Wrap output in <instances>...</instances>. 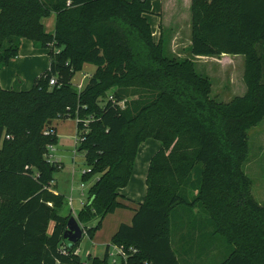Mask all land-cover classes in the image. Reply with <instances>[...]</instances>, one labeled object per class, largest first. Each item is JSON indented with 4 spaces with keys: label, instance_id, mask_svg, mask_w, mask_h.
<instances>
[{
    "label": "trees",
    "instance_id": "1",
    "mask_svg": "<svg viewBox=\"0 0 264 264\" xmlns=\"http://www.w3.org/2000/svg\"><path fill=\"white\" fill-rule=\"evenodd\" d=\"M154 1L0 0V70L23 38L51 58L31 89L0 84V264H110L108 250L84 259L80 241L64 238L72 213L52 189L62 162L49 159L57 136L45 134L64 116L84 130L83 180L98 174L77 214L91 239L107 214L127 206L120 190L152 138L162 147L145 199L111 242L137 249L128 263L199 264L196 247L212 241L224 248L211 264H264V205L243 169L249 130L264 120V0H192V55L245 58L247 91L229 102L212 96L194 58L166 54L162 33L155 40L146 17ZM52 13L48 33L43 19ZM86 63L96 71L77 89L72 78Z\"/></svg>",
    "mask_w": 264,
    "mask_h": 264
},
{
    "label": "rangeland",
    "instance_id": "2",
    "mask_svg": "<svg viewBox=\"0 0 264 264\" xmlns=\"http://www.w3.org/2000/svg\"><path fill=\"white\" fill-rule=\"evenodd\" d=\"M190 9L188 0H155L151 13H147L146 17L155 32V40H158L163 34L165 52L171 57L187 58L192 57L189 44V27H190ZM52 17V16H49ZM56 24V21H55ZM55 28V26H54ZM195 59V58H194ZM196 70L207 75L214 88L223 85L224 75L226 73V64H221L214 60L196 59ZM238 66V65H237ZM97 66L93 63H86L82 70L76 71L72 78L73 85L79 89V85L84 86L95 71ZM245 66L241 65L244 72ZM240 67L237 72L240 75ZM228 75V74H227ZM222 76V77H221ZM221 77V80H220ZM22 88V86L20 87ZM224 102V99H217ZM224 100V101H223ZM54 134L57 141L53 143L56 150L58 160L62 162V168L55 174L56 181L53 185L54 189L64 194L67 204L63 210V214L69 212V199L73 201V215H77L81 209L83 202L89 196V188L96 181L98 174L91 175L87 180H83V173L88 170L86 159V150H80L82 142L78 134H84L82 129L77 127V119L64 116L54 121ZM77 137L79 139H77ZM156 142L154 139H150ZM264 140V120L257 126L249 130L250 153L248 159L243 164V169L251 179V192L255 199L264 205V155L262 151ZM131 208L124 209L126 214L130 213ZM115 212V211H114ZM109 213L103 220L102 228L97 230L93 239L85 232L79 243L81 249L80 256L87 259L89 256H104L107 243L112 242L115 234V226L119 218L117 214ZM72 215V216H73ZM125 218V217H122ZM94 223V222H93ZM91 223V224H93ZM85 230V226H84ZM175 249L178 244H174ZM88 255V256H87Z\"/></svg>",
    "mask_w": 264,
    "mask_h": 264
},
{
    "label": "crops",
    "instance_id": "3",
    "mask_svg": "<svg viewBox=\"0 0 264 264\" xmlns=\"http://www.w3.org/2000/svg\"><path fill=\"white\" fill-rule=\"evenodd\" d=\"M189 1V9L191 13V4L192 0ZM50 16L45 17L43 19L45 29L48 33H54V26L56 21V14L52 13ZM191 21V15H190ZM189 44L191 45V35H192V25L190 23L189 27ZM155 36V32H154ZM50 49L47 48H37L34 43L27 39L23 38L20 46L19 55L12 59L10 64L0 70V84L5 89H11L16 87L17 81H20V87L23 90H29L32 88L35 79L40 76L43 72L50 68L51 58L49 55ZM196 59L202 60H214L218 61L221 64H226L225 67H228V71H226L224 77L223 85H218L217 89L214 88L212 83V96L216 99H224V102H229L233 100L237 96H243L246 91V83L244 81V72L241 69V65L245 66V58L243 55H235V54H222L217 56H201V55H193ZM240 67V75L237 72V67ZM228 74V75H227ZM222 77V76H221ZM220 77V80H221ZM212 82V81H211ZM262 122V121H261ZM260 122V123H261ZM259 123V124H260ZM258 124V125H259ZM152 139V138H151ZM156 140V139H154ZM162 147V142L156 140V142L151 141L150 139L142 142L138 149V154L135 160L134 170L132 177L126 187L120 190L121 194L125 197L123 198L124 203L127 206L119 207L115 210L113 214H117L119 219L118 223L115 226V232L119 228L122 223L131 224L134 216V207L137 206L139 202H142L145 199L147 193V174L148 168L151 161L152 156L160 150ZM262 151L264 152V140ZM56 154V153H55ZM264 155V153H263ZM57 156V154H56ZM58 157V156H57ZM55 181L52 184V189ZM56 193H60L59 190L54 189ZM83 203V200H82ZM69 212L73 215V201H69ZM131 208L129 214H126L124 209ZM77 217V215H75ZM125 217V218H122ZM108 244L106 245V251L108 249ZM201 247V245H200ZM224 246H220L216 242L209 241L206 247H196L197 259H200L199 264H211L214 263L215 259L219 260L222 256ZM203 252L202 255L198 256L199 252ZM88 256V255H87ZM99 256V255H97ZM199 261V260H198ZM198 263V262H197ZM196 261H190L188 264H197Z\"/></svg>",
    "mask_w": 264,
    "mask_h": 264
},
{
    "label": "built area",
    "instance_id": "4",
    "mask_svg": "<svg viewBox=\"0 0 264 264\" xmlns=\"http://www.w3.org/2000/svg\"><path fill=\"white\" fill-rule=\"evenodd\" d=\"M55 83H56V79L54 77H52L51 80H50V84L53 85ZM82 87H83L82 85H79V89H82ZM51 133H54L53 129L45 131V134H51ZM83 136H84V134H82V136H81V134H78V137H80V141H83ZM78 137H77V139H79ZM48 152H49L48 156H49L50 160H58V157L55 154L56 150H55L53 144H49L48 145ZM88 170L90 171V169H88ZM69 201L70 202L72 201L71 198L69 199ZM108 245L109 246H108L107 250H108V253H109L110 264H129L128 263L129 254L137 252V249L134 248V247H128L127 248L124 245L113 244V243H109ZM62 249L64 250V252H67L66 245H64L62 247ZM75 252L80 254L81 253V249L77 248Z\"/></svg>",
    "mask_w": 264,
    "mask_h": 264
},
{
    "label": "water",
    "instance_id": "5",
    "mask_svg": "<svg viewBox=\"0 0 264 264\" xmlns=\"http://www.w3.org/2000/svg\"><path fill=\"white\" fill-rule=\"evenodd\" d=\"M84 234V226L79 222L76 216H70L67 223V230L64 234V238L69 242V245L72 246L81 241Z\"/></svg>",
    "mask_w": 264,
    "mask_h": 264
}]
</instances>
